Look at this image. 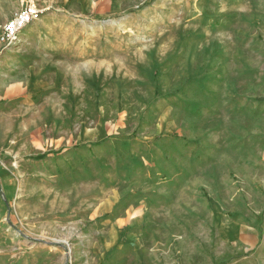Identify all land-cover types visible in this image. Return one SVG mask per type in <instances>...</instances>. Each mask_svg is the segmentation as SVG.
Here are the masks:
<instances>
[{
    "label": "rangeland",
    "instance_id": "1",
    "mask_svg": "<svg viewBox=\"0 0 264 264\" xmlns=\"http://www.w3.org/2000/svg\"><path fill=\"white\" fill-rule=\"evenodd\" d=\"M263 185L264 0H0V264H264Z\"/></svg>",
    "mask_w": 264,
    "mask_h": 264
},
{
    "label": "crops",
    "instance_id": "2",
    "mask_svg": "<svg viewBox=\"0 0 264 264\" xmlns=\"http://www.w3.org/2000/svg\"><path fill=\"white\" fill-rule=\"evenodd\" d=\"M209 161H211V159ZM209 161H205L204 163H207ZM198 165H199L198 161L193 163V167H198ZM180 178H182V176L180 174H174L170 177L169 180H167V182L164 183V185H162L159 188V190L150 192V194L147 196H141L140 197L139 207H140V211L143 213L141 218H144L146 220L156 219L159 217V214H164L166 211H171V210L176 211L178 208L180 210L185 211V212L189 211V213H191V214L194 212V214H195V212L198 209H197V207H195L196 208V210H195L191 206H193V204L201 206L203 204L202 203L203 201L201 200L202 198H200L201 196H198V198L195 200L196 203H193V204L186 203L184 201V198L182 197V194L184 193V191L181 190L182 185L179 184V182L184 181V179H180ZM185 205H187V207L189 206V208H188L189 210L184 209V208H187V207H185ZM209 205H210V207L205 206V208H208L210 213H214L212 211V205L211 204H209ZM215 213L214 214L217 217L220 216L221 219L223 218L220 215V212L218 210ZM140 219H138V221H141ZM224 222H227V220H225ZM222 224H223V222H222ZM230 224H233L236 227L239 226L240 231H241L243 226H246L243 224V222L239 223V221H236V220ZM135 240H137V239L133 240L132 248H130V250L134 251V252H135V250L139 249V247H140L137 244V242H135ZM193 249H194L193 251L200 256V249H198L196 247H194ZM207 258H209V257H207ZM246 261H244L243 256H234V257H227V258L222 257L220 259H216L214 262L212 261V263L213 264H246Z\"/></svg>",
    "mask_w": 264,
    "mask_h": 264
},
{
    "label": "built area",
    "instance_id": "3",
    "mask_svg": "<svg viewBox=\"0 0 264 264\" xmlns=\"http://www.w3.org/2000/svg\"><path fill=\"white\" fill-rule=\"evenodd\" d=\"M33 16L37 17V13L33 9H27L20 13L19 17L9 22L6 26V34L9 40H18V33L24 28V26L32 20ZM11 40V42H13Z\"/></svg>",
    "mask_w": 264,
    "mask_h": 264
}]
</instances>
